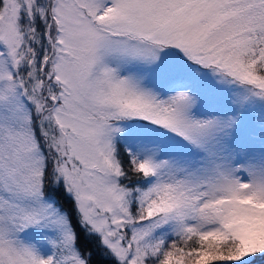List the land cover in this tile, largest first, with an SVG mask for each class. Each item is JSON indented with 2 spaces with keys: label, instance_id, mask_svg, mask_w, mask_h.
Wrapping results in <instances>:
<instances>
[{
  "label": "snow or ice",
  "instance_id": "snow-or-ice-1",
  "mask_svg": "<svg viewBox=\"0 0 264 264\" xmlns=\"http://www.w3.org/2000/svg\"><path fill=\"white\" fill-rule=\"evenodd\" d=\"M0 264H264V0H0Z\"/></svg>",
  "mask_w": 264,
  "mask_h": 264
}]
</instances>
